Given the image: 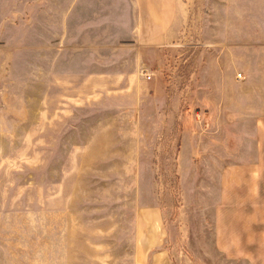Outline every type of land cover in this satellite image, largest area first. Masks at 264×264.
<instances>
[{"label":"rangeland","instance_id":"obj_1","mask_svg":"<svg viewBox=\"0 0 264 264\" xmlns=\"http://www.w3.org/2000/svg\"><path fill=\"white\" fill-rule=\"evenodd\" d=\"M177 4L141 100L98 78L55 99L0 42V264H264V0Z\"/></svg>","mask_w":264,"mask_h":264},{"label":"crops","instance_id":"obj_2","mask_svg":"<svg viewBox=\"0 0 264 264\" xmlns=\"http://www.w3.org/2000/svg\"><path fill=\"white\" fill-rule=\"evenodd\" d=\"M31 4L37 9L34 17ZM179 8L177 0H0V42L13 45L8 65L22 62L41 69L39 84L49 83L55 99L62 97L63 89L75 93L77 83L92 92L98 78L97 82H122L126 86L121 92L141 100L145 93L158 92L146 67L180 37L184 19ZM32 43L36 48L29 47ZM19 45L21 55L15 54ZM4 55L0 50V63ZM108 67L115 69L116 79L92 71ZM183 150L178 162H190ZM142 256L145 264H169L163 252Z\"/></svg>","mask_w":264,"mask_h":264},{"label":"built area","instance_id":"obj_3","mask_svg":"<svg viewBox=\"0 0 264 264\" xmlns=\"http://www.w3.org/2000/svg\"><path fill=\"white\" fill-rule=\"evenodd\" d=\"M148 77V76H147Z\"/></svg>","mask_w":264,"mask_h":264}]
</instances>
